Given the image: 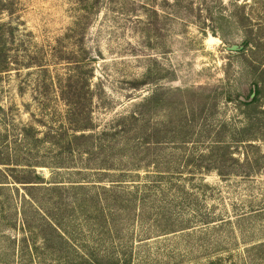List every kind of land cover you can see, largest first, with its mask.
<instances>
[{"label":"rangeland","instance_id":"obj_1","mask_svg":"<svg viewBox=\"0 0 264 264\" xmlns=\"http://www.w3.org/2000/svg\"><path fill=\"white\" fill-rule=\"evenodd\" d=\"M0 264H264V0H0Z\"/></svg>","mask_w":264,"mask_h":264},{"label":"water","instance_id":"obj_2","mask_svg":"<svg viewBox=\"0 0 264 264\" xmlns=\"http://www.w3.org/2000/svg\"><path fill=\"white\" fill-rule=\"evenodd\" d=\"M236 48H237V46H233V47H232V49H236Z\"/></svg>","mask_w":264,"mask_h":264}]
</instances>
